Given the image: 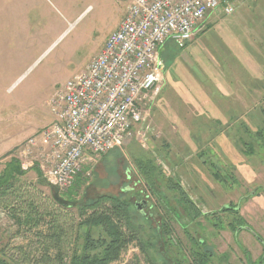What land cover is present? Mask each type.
I'll return each mask as SVG.
<instances>
[{"label":"rangeland","instance_id":"rangeland-1","mask_svg":"<svg viewBox=\"0 0 264 264\" xmlns=\"http://www.w3.org/2000/svg\"><path fill=\"white\" fill-rule=\"evenodd\" d=\"M130 2L0 0V163L13 159L19 166L15 158L17 147L53 119L49 101L54 92L99 52ZM239 18L244 19L243 26L233 28L231 20ZM261 18L264 20V0L239 6L230 15H225L221 7L209 11L201 25L205 30L201 29L184 48L167 42L175 53H185L193 65L182 57L170 69L160 59L166 81L177 83L180 88L184 82L201 84L196 69L205 67L206 60L211 62L210 69L221 70L230 83L234 77L238 82L247 77L264 86V75L244 76L241 70L236 71L242 66L229 57L236 47L242 57L252 56L249 44L237 40L244 39L245 30L252 32L251 22ZM261 36L260 41L264 33ZM253 52L254 60L263 66L264 43ZM245 64L249 66L247 61ZM159 90L162 92L161 87ZM185 94L186 91H176L171 103L163 101L169 114L175 111L179 99L185 100ZM161 96L166 99L162 93L158 99ZM155 103L156 99L149 112V125L143 126L141 134L135 132L123 146L84 165L66 190L47 183L36 168H32L38 171L34 183V178L25 176L29 170L19 166L23 174L10 189L0 190L1 261L42 264L40 260L47 248L51 263L57 264L56 247L66 250H62L64 256L84 250L87 229L78 224L92 211L85 209L80 217L77 209L58 207L52 199L54 190L73 203H86L103 195L126 203L131 223L139 227L136 238L140 235L141 242L129 243L120 259L112 264H173L177 249L168 246L165 239L160 240L156 230L163 221L171 226L172 239L182 252L197 245L200 235L212 247L208 264H218L222 252L233 262L242 256L240 244H245L253 258L261 254V246L249 233L241 231L234 238L228 226L234 217L224 208L238 205L244 222L264 240V105H232L228 108L231 116L225 115L227 110L222 112L224 107L213 106L202 116L182 107L173 121L180 137H165L156 131ZM184 125L187 128L182 129ZM169 181L180 187L185 199L169 189ZM141 200L147 203L144 216L134 208V203ZM31 212L35 213L36 225H19L14 221L16 215L23 222L24 214ZM52 220L54 224L58 221L57 231L51 227ZM187 228L194 246L184 234ZM54 233L59 236L58 242L56 236L55 241L46 242L50 246L42 247L41 238L48 239ZM90 235L95 241L104 237L105 232L93 227ZM68 261L66 258L60 264Z\"/></svg>","mask_w":264,"mask_h":264},{"label":"built area","instance_id":"built-area-1","mask_svg":"<svg viewBox=\"0 0 264 264\" xmlns=\"http://www.w3.org/2000/svg\"><path fill=\"white\" fill-rule=\"evenodd\" d=\"M218 7L235 11L232 0H131L99 52L50 98L52 121L17 147L20 168L66 190L84 165L141 134L163 80L158 48H184Z\"/></svg>","mask_w":264,"mask_h":264},{"label":"crops","instance_id":"crops-1","mask_svg":"<svg viewBox=\"0 0 264 264\" xmlns=\"http://www.w3.org/2000/svg\"><path fill=\"white\" fill-rule=\"evenodd\" d=\"M256 1L257 0H232L235 6V10L239 6L255 5ZM231 21L233 28L243 26L244 23V19L242 18ZM262 24L264 25V20H262V18L258 19L255 22L254 21L251 22V25L253 26L252 32L254 34L250 30L249 31L245 30L244 33L246 34H244V39L237 40V41H241L242 43L249 44L248 49L251 50L252 56L245 55L244 57H242L238 53V51H240V48L238 47H236L235 50H231L229 53V57L231 58V60L237 65L242 66V69H236V71L241 70L243 75L244 74L264 75V65L262 66L261 62L254 60V56H253L254 55L253 51H257L258 48L262 45V43H264V39L260 41V38L258 37L259 35L261 36V34L264 33ZM205 28L206 27L202 28V32L205 30ZM167 42L162 44L158 48V52H159V59L162 60L164 59L163 61H165V63L169 65L170 69L176 63V60L178 58L180 59L184 57L185 59L190 60L188 57H186L185 53H181V54L175 53L173 51L174 49L172 47V44ZM257 45L260 46L257 47ZM244 61H247L249 63L248 64L249 66H246V64L244 66ZM205 62L207 63L205 67H200L198 69L195 68L197 77L198 79L201 80L202 83L201 84L193 83V81L184 82L183 83L184 87L180 88L177 83L172 84L171 82L168 83V81H166L167 75L161 69L160 64L162 63V61L160 60L159 69L161 70L163 75L162 84L160 85L162 92H160L159 90V93L156 97V103L154 105L158 111V116H156V131H158V134L160 132V134H162L165 137H180L177 135L179 128L173 125V121H175L174 119H176V116H178L179 111L181 110L182 107L188 108L190 113L197 114V116H202L201 114L207 113V110L211 111V107L213 106L224 107L225 109H223L222 112L227 110L228 112L225 115L231 116L232 112L230 109H228L229 106L232 105L256 106V105H260L259 102L262 105H264V88H263L264 86L260 84L252 83L251 79L247 77H244L243 82H238L234 77L233 78L234 82L230 83V81L225 80L223 78V74L221 73V70L210 69L211 62L206 60ZM204 83H208V86L206 85V87L203 88ZM180 90L186 91L185 94L186 98L183 101L179 99L178 101L179 104H175L176 107L174 108L175 111L172 110L173 113H176V115L174 116L173 113L169 114L167 112V105L163 104V101L168 100L169 103H171L172 94ZM194 90H196V92H194ZM160 93H162L166 99H163L162 96L158 99ZM181 119L184 121V118ZM222 121L225 122L224 119H222ZM147 125H149V121ZM185 128L187 127L184 125L182 129ZM5 164L6 163L4 161L3 163H0V169H3ZM37 175H38V171L36 169H31L29 170V172H26L25 174V176L27 177L34 178V183L37 181Z\"/></svg>","mask_w":264,"mask_h":264},{"label":"trees","instance_id":"trees-1","mask_svg":"<svg viewBox=\"0 0 264 264\" xmlns=\"http://www.w3.org/2000/svg\"><path fill=\"white\" fill-rule=\"evenodd\" d=\"M249 149L250 148H248V150ZM5 163L6 164L4 168L0 169V190L2 188L10 189L12 183H14L13 181L17 180V178L23 174V172L20 171L16 161L13 159H9ZM141 168L142 167H140V169ZM169 189L171 191L178 192L180 195H182L181 198L185 199L183 196L184 193L181 191L180 187L173 185L171 181H169ZM67 198H65V196L60 194L57 190H54L52 199L54 203L58 205V207L64 210L73 208L77 209L80 217L84 215L85 209H90L92 212L84 220L82 219L78 224L79 226H84L87 229V233L85 234L84 238V250H81L80 252L71 251L70 255L64 256L62 251L64 249L61 247H56L55 254L57 259L55 260H58L57 264H60L61 260H65L66 258H68L69 261L63 264H112L113 262H116L120 259L123 251H126L127 245H129V243L134 242V240H137L138 244L141 242L140 235L138 238H136V235L139 232V227H136L131 223L127 212L128 207L123 201L105 195L94 200L87 201L86 203H73V200H70L69 202L66 200ZM135 203V211L138 214L144 216V213L137 211ZM102 205L103 207H101ZM15 214H17V212H15ZM33 217H35V213L31 212L24 214L25 219L23 222H21L15 215L14 221L18 222L19 225L22 223L27 225L37 222L36 219H33ZM57 222L58 221L56 220V223L54 224L53 220L51 221V227L56 231L59 229ZM36 224L37 223H33V225ZM93 227L102 228L105 232V236H100L95 241H92L93 236L90 235V232ZM37 236H39V233ZM56 236L57 240L55 238ZM55 240L57 242L59 240V236L56 235V233H54V235L50 236L48 239L46 236L44 237V240L41 238L40 245L45 248L50 246L47 245L46 242H53ZM98 250H100L99 253ZM48 252L49 250L46 248L40 260L42 264H52V259L50 258L51 255H49V257ZM55 260L53 262H55ZM0 264L6 263L0 260Z\"/></svg>","mask_w":264,"mask_h":264},{"label":"flooded vegetation","instance_id":"flooded-vegetation-1","mask_svg":"<svg viewBox=\"0 0 264 264\" xmlns=\"http://www.w3.org/2000/svg\"><path fill=\"white\" fill-rule=\"evenodd\" d=\"M228 209V213L232 215L233 222L229 223L228 226L230 227V230L234 235V238L237 236L238 233L241 231H244L246 233H249L252 239H255L256 243L261 246L262 252L261 254L253 258L251 255V252L249 249L245 248V244H240V247L238 248L240 252L242 253V256L236 257L233 262L228 261V257L224 252H222L219 255L218 264H221V262H224L225 264H264V240L263 238L257 234L255 229L251 227L249 224L244 222L243 216L240 213V207L236 205L235 207L231 208H224ZM230 210V211H229ZM197 228V227H195ZM182 229H185V227H182ZM201 229V228H200ZM156 230L161 235L160 240L165 239L166 243H168V246L176 247V256L173 259V264H182L183 261H187V264H208V260H210V257L212 256V252L209 253V250H211V246L205 242V240L199 235L197 236V242L194 246L193 238L189 236L188 238V228L185 230L184 234L186 238L190 241L191 245H193L196 248H189L184 250L183 252L178 249V243L177 241L172 239V228L169 224H167L165 221L162 222V224L158 225L156 227ZM199 230V229H197ZM193 232V231H192ZM195 232V231H194ZM164 241L163 245L165 246ZM252 247V245H250ZM205 249V251H203Z\"/></svg>","mask_w":264,"mask_h":264},{"label":"water","instance_id":"water-1","mask_svg":"<svg viewBox=\"0 0 264 264\" xmlns=\"http://www.w3.org/2000/svg\"><path fill=\"white\" fill-rule=\"evenodd\" d=\"M146 206H147V203L145 200H141L140 202L135 203V207H136L137 211H139L140 213H144L143 209Z\"/></svg>","mask_w":264,"mask_h":264}]
</instances>
